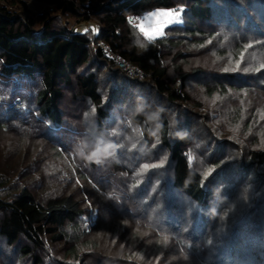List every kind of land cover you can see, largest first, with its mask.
Returning a JSON list of instances; mask_svg holds the SVG:
<instances>
[{"label":"rangeland","instance_id":"obj_1","mask_svg":"<svg viewBox=\"0 0 264 264\" xmlns=\"http://www.w3.org/2000/svg\"><path fill=\"white\" fill-rule=\"evenodd\" d=\"M248 1L251 0H232V3L247 6ZM22 2L35 16L48 13L58 17L70 33L87 35L94 40L103 34L100 16H89L84 20L78 14L59 12L57 2ZM184 4L177 1V8L174 9H156L140 16L130 15L128 18L131 17L133 22L128 23L136 26V31L146 41L150 40L140 31L141 26L156 39L161 36L157 30L168 19H178L179 22L167 27L188 23ZM16 5L13 3L9 7L17 9ZM181 10L179 17L152 16L155 12ZM78 12L83 13L84 10L79 6ZM253 19L256 20V16ZM213 21L202 26L206 30L203 39L182 40L181 57L174 61L171 58V54L178 49L173 53L165 52L163 65L171 82L177 81L176 68L185 73L195 69L201 71L190 75L185 82V91L190 98L187 103H165L151 89L142 86L146 83L144 75L129 76L117 65L127 76L137 78L141 86L128 85V88L122 82L123 87L119 88L122 89L121 93L130 92L129 102L108 109L113 113L116 126L105 127L101 132L93 112L95 106L86 99L75 98V85L62 89L59 100L63 117L61 134L58 133L60 131L53 132L51 127L45 128L47 121L42 123L41 119L33 120L34 126H38L33 131L27 127L30 126L28 121L18 128L10 127L8 120L16 121L18 117H15L16 112L9 113V107L0 99V172L16 174V186L26 184L38 199L64 189L81 200L84 227L87 229L83 242L97 247L96 251L86 247L82 249L91 256L87 264H202L181 254L175 236L181 231H186L189 241L203 242V246H200L202 249H219L214 255H220L223 261L230 264L235 263L217 248L225 243L224 240L229 247V241L235 240L233 249L248 247L252 240L256 243L254 233L248 237L249 240L244 235L252 229L249 224L255 226L240 220V215L246 201H254L256 197L252 196L249 200L248 194L264 188V165L249 163L248 160L250 152L264 151V68L261 67L264 65V39L251 34L246 46H240L242 50L239 51L236 47L244 34V25L235 30L218 26ZM261 26L264 30V22ZM99 43L105 46L101 41L94 42L92 46H99ZM28 89L22 93L30 102L32 98L28 93L31 87ZM105 92L102 93V100L108 97ZM4 94L7 101L19 99L10 91L6 90ZM26 102L21 104L24 108L29 106ZM134 110L143 111L151 123L162 113L171 134L184 135L189 139L186 148L188 159L196 170L203 173L207 189L213 193L212 202L201 219L193 215L192 200L172 186L168 152L161 147L158 133H153L152 141L146 143L139 127L130 122L129 115ZM5 115L8 116L7 122ZM93 139L105 143L98 157L93 155L96 150L89 149ZM85 155L92 158L94 166L83 163L82 157ZM161 161L162 166L141 172L143 165H160ZM209 169H212L211 173L205 175ZM111 201H131L135 204L134 214L122 206L120 209L118 204L112 205ZM261 201H264V197ZM146 208L153 213L150 215L155 220L154 226L161 225L160 230L154 231L143 223V210ZM235 228L238 230L235 234L241 231L243 234L228 240ZM165 236L168 237L167 243L163 239ZM45 243V256H49V259L45 258V264L63 260L72 262L66 256L69 245L51 244L48 240ZM41 255L44 258V254ZM191 258L195 259L193 256ZM32 263L30 258L21 259L18 249L8 248L0 241V264Z\"/></svg>","mask_w":264,"mask_h":264},{"label":"trees","instance_id":"obj_2","mask_svg":"<svg viewBox=\"0 0 264 264\" xmlns=\"http://www.w3.org/2000/svg\"><path fill=\"white\" fill-rule=\"evenodd\" d=\"M38 1L57 2L59 12L78 14L84 20H87L89 16H100L103 34L94 40L87 35L70 33L59 22L58 17H52L48 13L35 16L22 1L15 0L5 4L0 0V88L10 91L15 98H19L16 99L17 101L13 99L7 101L5 91L0 90L1 102L9 107V113L16 112L15 117H18L14 121V119L8 120V116L5 115V120L6 122L8 120L7 124L10 127L17 128L20 124L26 125L28 121L30 126L27 127L32 131L38 128L33 122L41 119L42 123L44 120L47 121L45 128L48 126L47 129L51 127L53 132L62 133L63 117L59 100L62 97V89L72 85H75L77 90L75 98L86 99L95 106L99 132L105 127L116 126L113 121L115 118L113 113L109 112V108L129 102L127 100L130 92L121 93L122 89L119 88L123 87L122 82L124 86L125 84L127 86L141 85L137 78L129 77L119 70L99 46H92L94 42H103L113 54L136 66L146 80L142 86L151 89L154 95L165 103L176 105L190 101L185 91V82L190 75L201 73V71L195 69L191 73H185L180 68H176L178 84L171 82L167 77V68L163 65L165 52L173 53L178 49L171 54V58L174 61L181 57L182 40L203 39V36H206V30L202 26L212 24V20L218 26L235 30L244 25L243 31L238 30L244 33L241 41L237 43L236 48L239 51L242 50L240 46H246L251 34L264 39V30L261 26L264 22V0L248 1L247 6L234 4L232 0ZM177 1L185 2L183 10L188 16V23L167 27L164 35L156 39L146 41L136 31V26L128 23L130 15L140 16L156 9H174L177 8ZM16 2H19V5H16ZM13 3L17 9L9 7ZM79 6L84 10L83 13L78 12ZM232 7L237 12L233 11ZM217 16L218 19H216ZM253 16L257 19H253ZM108 85H110L109 90ZM29 87L31 91L28 95L32 98L30 102L24 98L26 94L22 93L24 90L28 91ZM104 91L108 96L103 99L105 101L102 100ZM208 91L211 93L210 89ZM24 101L29 103L26 108L21 105L25 103ZM129 120L139 127L146 143L152 141L153 133H158L161 147L168 152L172 186L192 200L193 215L201 219L204 210L212 202L213 193L207 189L203 173L196 170L188 159L186 148L190 143L189 139L184 135L171 134L168 122L162 113H159L156 121L151 123L143 111L134 110L130 113ZM104 144V141L93 139L89 149L92 148L96 152L99 149L102 152ZM82 158L83 163L94 166L95 163L91 157L85 155ZM248 160L249 163L264 165V151L250 152ZM16 176L13 172H0L1 243L3 241L6 247L18 249L20 258H30L33 260L32 264H45L46 259H49V256H45V241L48 240L51 244L61 243L70 246L66 256L72 262L54 261L55 264H76L75 262L87 264L91 256L82 249L86 247L90 251H96L97 247L83 242V238L87 236V229L84 227V207L81 200L64 189L53 191L49 196L38 199L26 184L18 183L20 186H16ZM248 196H250L249 200L252 196L256 197L254 201H246L240 220L253 223L255 227L249 224L248 226L252 229L247 234L244 232V235L249 240L248 237H252L251 234L254 233L257 237L256 243L252 240L248 247L233 249L235 240H230L231 237L243 234L242 231L240 234L238 232L235 234L238 231L235 228L232 236L231 233L229 234L230 247L224 240L225 243L217 248L226 253L232 263L264 264V246H262L264 245V201H261L264 197V188L262 190L259 188L258 192H251ZM111 202H113L112 205L118 204L120 209L122 206L131 213L135 210V204L131 201ZM143 211L145 214L143 223L154 231L160 230L162 228L160 224L156 223L157 225L154 226L155 220L153 215H150L153 214L152 211L147 208ZM186 235V231L175 234L183 257L195 263L199 261L202 264H230L223 261L220 255H214L219 249L212 247L210 250L208 247L202 249L200 246H203V242L189 241ZM41 254H44V258ZM192 256L195 259L191 258ZM237 260L238 263H236Z\"/></svg>","mask_w":264,"mask_h":264},{"label":"snow or ice","instance_id":"obj_3","mask_svg":"<svg viewBox=\"0 0 264 264\" xmlns=\"http://www.w3.org/2000/svg\"><path fill=\"white\" fill-rule=\"evenodd\" d=\"M181 11H170V12H155L152 14V16H155V17H179L181 15ZM147 19V18H146ZM173 22H179L178 19L177 20H173V19H168L165 23H162L160 28L157 30V34L158 35H163L164 34V28H166L167 26H169L170 24H172ZM140 31L143 32L144 36L146 38H148L149 40H152L154 39L155 37L150 34L147 30H145V28L143 26L140 27ZM237 69H239V64L236 65ZM262 68H264V65H261ZM227 71V69H225ZM247 71V69H246ZM95 111V109H93V112ZM101 153L99 151V149L97 150V152H94L93 155L94 156H99ZM163 164V161H161L160 165H149V164H145L143 165L142 169H141V172H143L145 169H148L150 167L154 168V167H159V166H162ZM212 171V169H209L208 170V173H206L205 175H208L210 174ZM164 242L167 243L168 241V237L165 236L164 238Z\"/></svg>","mask_w":264,"mask_h":264},{"label":"built area","instance_id":"obj_4","mask_svg":"<svg viewBox=\"0 0 264 264\" xmlns=\"http://www.w3.org/2000/svg\"><path fill=\"white\" fill-rule=\"evenodd\" d=\"M13 1L15 0H2V2L5 4H9ZM16 1H23V0H16ZM128 21L133 22V19L129 17ZM99 47L101 48V51L104 52L115 63V65H117L129 76H137V77L143 76L142 72L139 69H136L131 63L121 59L118 55L113 54L110 49L106 48L101 43H99Z\"/></svg>","mask_w":264,"mask_h":264}]
</instances>
